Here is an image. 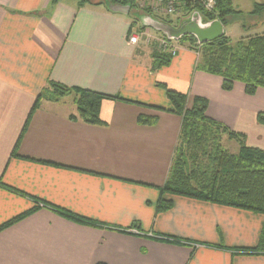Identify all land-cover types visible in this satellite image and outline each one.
<instances>
[{
    "label": "crops",
    "instance_id": "1",
    "mask_svg": "<svg viewBox=\"0 0 264 264\" xmlns=\"http://www.w3.org/2000/svg\"><path fill=\"white\" fill-rule=\"evenodd\" d=\"M231 1L241 12L233 24L248 17V36L264 34V15H250L264 0ZM152 15L0 0V264H264V252L245 253L258 244L260 214L171 195V209L155 212L181 122L161 86L187 105L205 99L209 118L263 151L264 88L224 91L220 77L196 69L189 45L153 69L152 49L127 42ZM173 17L153 19L172 29L187 21L183 10ZM49 82L122 100L102 102L104 125H89L73 95L44 97Z\"/></svg>",
    "mask_w": 264,
    "mask_h": 264
},
{
    "label": "trees",
    "instance_id": "2",
    "mask_svg": "<svg viewBox=\"0 0 264 264\" xmlns=\"http://www.w3.org/2000/svg\"><path fill=\"white\" fill-rule=\"evenodd\" d=\"M57 1L52 0L53 3ZM76 1L78 5L104 6V0ZM109 2L113 5H129L133 9L132 0ZM192 11L199 13L204 22L217 20L224 27L231 21L235 22L234 17L241 15V12L234 10L231 0H215L212 12L204 11L198 4H187L183 10L186 20ZM250 15H264V3L255 4ZM167 19L161 20L169 24ZM241 28L246 34L249 33L244 25ZM178 41L187 42L196 53L198 71L221 78L224 91H230L235 82L242 83L245 93L250 96L264 88V34L241 37L236 42H232L224 34L221 38L203 45H199L192 36H183ZM153 59L156 63L153 68L155 69L168 65L172 57L161 53L153 55ZM161 87L165 90L173 112L181 117V122L165 182L158 188L160 198L155 212L171 209V200L164 197L171 195L260 214L263 216V224L258 244L256 248L245 253L264 252V151L247 146L244 135L235 133L209 118L206 115L205 99L193 97L190 105H187L185 95ZM49 88L54 90L50 99L73 95L77 117L82 122L95 126L104 125L99 117L102 102L122 100L118 96H108L87 89L66 88L54 82L48 83L47 89ZM156 120V117L139 116L137 122L151 125ZM256 121L264 126V114H258ZM223 137L237 142L235 152H229L223 146ZM62 214L79 223L93 224V221L70 213ZM172 241L179 244L189 243L183 239Z\"/></svg>",
    "mask_w": 264,
    "mask_h": 264
},
{
    "label": "water",
    "instance_id": "3",
    "mask_svg": "<svg viewBox=\"0 0 264 264\" xmlns=\"http://www.w3.org/2000/svg\"><path fill=\"white\" fill-rule=\"evenodd\" d=\"M104 7L108 12L114 14L129 15L132 11L129 5H113L109 0H104ZM145 27L163 33L168 40L177 41L183 36H192L199 45L211 43L225 34L223 25L219 21L203 22L201 15L197 12L190 17L188 22L183 23L177 29H172L153 18L146 19L143 28Z\"/></svg>",
    "mask_w": 264,
    "mask_h": 264
},
{
    "label": "built area",
    "instance_id": "4",
    "mask_svg": "<svg viewBox=\"0 0 264 264\" xmlns=\"http://www.w3.org/2000/svg\"><path fill=\"white\" fill-rule=\"evenodd\" d=\"M136 4L141 5V0H134ZM145 2L142 7L145 5L150 6L152 12H161L165 17H173L177 15L180 10H184L187 4H198L204 11L212 12L215 6V0H144ZM154 2L155 5H152ZM196 13L192 11L191 14ZM190 14V15H191ZM190 19V18H189ZM154 40L161 49V52L174 57L179 52V48L175 43V40H168L166 37H156L153 39L150 32L146 29H138L136 32L131 33L127 36L128 44L132 46H148L151 44V41Z\"/></svg>",
    "mask_w": 264,
    "mask_h": 264
},
{
    "label": "rangeland",
    "instance_id": "5",
    "mask_svg": "<svg viewBox=\"0 0 264 264\" xmlns=\"http://www.w3.org/2000/svg\"><path fill=\"white\" fill-rule=\"evenodd\" d=\"M240 1V0H239ZM141 2V5H143V3L145 2L144 0H141L140 1ZM235 2H236V4H238L239 2L237 1V0H235ZM241 2V1H240ZM132 5H133V9H132V11H140V12H143V13H146V14H149V15H152V14H154V16L157 18V19H162V17H164L165 15H163V13H161V12H151L152 10H151V8H150V6L148 7V5H145V6H141L140 4H136L135 3V1L134 0H132ZM152 5H155L154 4V2H152ZM238 6H240V4L238 5ZM152 17H153V15H152ZM155 17H153V18H155ZM190 17V16H189ZM189 17H188V19H189ZM166 18V17H165ZM171 18H174V17H171ZM249 20H251V19H248V17L247 18H243L242 20H240V22H241V24L242 25H244V26H248L249 25ZM234 22H232L231 21V23H229V24H227L226 25V32H227V36L229 37V39L232 41V42H236V41H238L240 38H241V36L243 35V34H245L246 32L245 31H243L242 30V28L240 27V28H238V25H235V24H233ZM147 29H149V28H147ZM150 30V29H149ZM151 31V30H150ZM153 33H156V32H154V31H152ZM152 32H150V34L152 35V37H153V39H155L156 37H158V35H156V34H153ZM245 36H248V34H245ZM245 36H243V37H245ZM157 43L154 41V40H152L151 41V44H149L148 46H145L146 48H150V49H152L151 51H152V55H156V54H158V55H160L162 52H161V49L158 47V45H156ZM176 45L178 46V47H180L181 48V45H182V47L183 48H185V46H188L189 44L187 43V42H180V41H178L177 43H176ZM164 54V53H163ZM54 90L53 89H47L45 92H44V97H49V98H52V92H53ZM54 93V92H53ZM223 140H222V144H223V146H225V148L229 151V152H235L236 151V149H237V147H238V144H237V142L236 141H234V140H228V137H223L222 138Z\"/></svg>",
    "mask_w": 264,
    "mask_h": 264
},
{
    "label": "flooded vegetation",
    "instance_id": "6",
    "mask_svg": "<svg viewBox=\"0 0 264 264\" xmlns=\"http://www.w3.org/2000/svg\"><path fill=\"white\" fill-rule=\"evenodd\" d=\"M189 20H187L186 22H188ZM186 22H184V23H186ZM181 26V25H180Z\"/></svg>",
    "mask_w": 264,
    "mask_h": 264
}]
</instances>
